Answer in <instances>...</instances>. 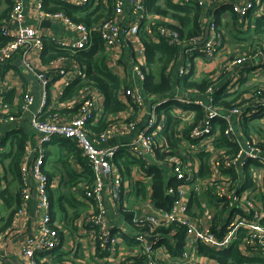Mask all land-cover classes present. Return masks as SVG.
Masks as SVG:
<instances>
[{
	"label": "built area",
	"instance_id": "2783aa9c",
	"mask_svg": "<svg viewBox=\"0 0 264 264\" xmlns=\"http://www.w3.org/2000/svg\"><path fill=\"white\" fill-rule=\"evenodd\" d=\"M56 1L82 7L92 0ZM146 1L112 0L113 17L105 18L97 26L89 28L75 22L64 12L46 11L45 0H12V11L1 26V34L6 43L0 46V71L6 70L15 58H19L23 71L34 76L40 87L39 101L32 92L25 91L18 106L9 99L7 101L9 94L0 87V129L5 125L27 119L29 126L38 135L36 148L26 145L20 167L22 205L11 225L0 231V248H3L13 235L22 233L24 223H21V220L26 216L28 204L35 195L38 218L30 225V232L25 233V236L15 244L12 252L21 257L22 264H52L51 259L59 249L61 253L65 252V256L71 258L78 252L75 247L66 249L69 234L64 232L61 223L57 222L53 214L55 207L50 195L52 183L49 178L48 153L51 145L58 140H71L81 150L85 165L73 158L70 159L74 172L93 175L92 181L82 188V197L87 204L78 203L80 209L86 211L82 215L81 233L89 240L92 249L101 256L103 264H128L123 258L117 257L118 248L124 243L123 237L129 225L134 227L137 240L143 246L142 255H147L144 264H159L156 250L163 249L155 245L164 237L160 231L170 228L174 235V248L177 246L178 233L182 229L184 231V249L180 255L183 264H218L216 260L200 254L199 246L224 252L237 242L243 256L264 261V140L260 142L252 138H242L234 125V118L240 120L260 114L264 117V111L261 110L264 107L262 86H258V95L253 100V105L235 107L226 112L206 106L200 100L192 101L179 97L164 98L148 104L140 88L142 85L130 83L122 89L127 98L125 103L127 111L118 117H111L112 124L96 135L92 133L91 126H94L103 114L104 99L102 94L94 89V85L88 83L86 69L75 61L72 67L63 65L65 61L70 60L67 55L52 59L47 68H40L34 62L35 58H41L48 46L73 55L86 51L93 45L94 32L99 33L105 50L113 52L123 44L124 37L139 38L143 24L154 42H159L160 37H163L170 44H175L179 37L177 31L166 26H159L154 31L153 26L156 23L146 7ZM197 1L200 5L208 2ZM190 2L191 0H179V4L183 5ZM260 2L261 0H237L229 1L227 4L241 19H246L245 17H248ZM127 3L131 5L132 13H136L138 20L124 27L123 16ZM29 5L40 23L45 20L52 21L63 27L64 34L58 35L52 30L28 25ZM202 40L203 37H199L187 44L181 57L183 61L195 53H199L200 59L217 54L216 45L221 41V34L218 33L215 24H211L209 28L204 47L198 49V43ZM144 55L145 50L139 49L132 60L134 72L143 85L147 75L137 59ZM256 60L264 61L262 50L253 56L240 55L232 65L246 64L248 67H254ZM60 64L63 66L60 67ZM178 74L180 77L188 74V69L183 63L179 66ZM53 76L60 78L68 86L76 81L86 82L81 87L86 93L80 100L76 115L70 117L62 113L65 105L57 106L54 102L50 103V89L55 86ZM210 91L211 89L209 93ZM173 102L184 104L186 107L173 108L175 112L172 113L181 119L182 124L176 128L175 138L179 141L178 146L175 150H170L162 140L156 142V139L160 138L161 133L167 128L166 113L160 111L161 107ZM193 105L205 110V119L198 125H194V114L185 115V111H190ZM136 111L140 113L136 115ZM221 121L226 123L224 130L221 128ZM136 128L139 129L131 141L107 145L114 136H126ZM185 130L189 132L186 133ZM222 137L227 139V143H224ZM183 141L185 143L182 147L179 146ZM158 146L161 154L171 151L173 153L166 154L164 160L160 159L156 153ZM124 149L131 158L142 163V166H139L140 171L137 168L136 170L144 180L147 175L141 167L145 170L157 167L167 179H170L166 193L176 198L170 209L158 207L151 189L143 211L132 215L131 224L116 225L109 219V209L104 203L107 181L105 177L110 184L107 194L110 204L118 211L127 213L123 199L126 186L114 165ZM201 157L211 172L205 178L202 177L198 164ZM246 169L253 173L252 184L248 187L244 186L245 178L242 181L240 177L238 178ZM0 186L7 187L1 158ZM192 187L198 195H207L213 199V202L207 198L200 200L202 212L197 218L192 217L190 209L188 191ZM5 223L6 214L0 210V229ZM150 238L155 240L150 242ZM67 259V264H71L70 259ZM0 264L15 263L7 257H0Z\"/></svg>",
	"mask_w": 264,
	"mask_h": 264
},
{
	"label": "crops",
	"instance_id": "0c3cea01",
	"mask_svg": "<svg viewBox=\"0 0 264 264\" xmlns=\"http://www.w3.org/2000/svg\"><path fill=\"white\" fill-rule=\"evenodd\" d=\"M2 1L1 4V10L5 8L4 1ZM107 0H104V3L106 6L109 5V3L106 2ZM234 1V0H220L217 1V3L214 5V9L208 10L202 18L203 26H208V29L210 28V21L215 13L220 12L222 10V22L223 26L220 27V29L217 31L221 32V36H223V42L221 45L220 52H218L217 56H215L212 61L207 65L205 73L209 69H219V74L217 72L216 79H212L215 81L217 85L222 83H227L230 81L229 89H231V84L236 85L232 92H237L238 90L243 93L241 99L246 100V103L244 105L251 106L254 104V101H247V99L250 98L251 94L250 91L254 88H257L258 86L264 85V61L256 60L254 63V67H248L246 64L244 66H237L232 65L229 72L226 74L228 75L230 73V77L227 78L222 75L221 67L222 65L227 61L231 59H235L240 56V53H244L246 56L252 55L253 53H257L256 51H259L258 49L262 48L264 46H261L262 41L264 39H258V37H254L253 39H248L249 35L247 32H249L248 28L254 27V24L256 23L257 19L264 16V1L261 0L260 4L255 7V10L250 13V22L248 18L245 21L239 20L238 26H234L235 22L230 19L231 14V7L228 6L227 2ZM174 4H179V0H172ZM164 0H158L156 5H163ZM212 4V3H211ZM130 4L125 5V11L123 16V25L124 27L135 23L138 20V16L136 13H132ZM150 14L152 15L154 22L157 23H166V24H172L175 25L176 22L169 16H160L152 11H150ZM27 23L28 25H34L37 26L40 29H49L54 31L51 28H42L39 20L36 18V14L33 11V9L28 6V16H27ZM174 21V22H173ZM251 24V25H250ZM250 26V27H249ZM237 29V32H235ZM56 34H64L63 27L60 26L59 31H54ZM233 33L236 36V39L232 36ZM225 36V37H224ZM225 39V40H224ZM264 42V41H263ZM139 49H144L143 43L141 41V38H135L132 37L130 39H127L124 37L123 44L119 47V49H115L113 52H107L106 53V64L124 83V87L130 85V83H134L140 86L142 92L144 93L146 97V102L148 104H151L153 102L160 101L164 98H171V97H179L185 99V94L192 95L193 97H200V92L197 90H192L188 93L185 91H182L180 87L175 88V91L171 94H167L165 97H159V96H153V99L147 97L146 90L144 85L142 84L140 78L137 77V75L134 72L132 60L134 59L136 52ZM261 50V49H260ZM66 55L70 58L69 61H65L63 65H66L67 67H72L75 65L76 61L75 55L66 52ZM182 57V55H181ZM180 57V58H181ZM256 59V58H255ZM217 63H214L216 62ZM34 62L40 66V68H47V64L44 63L41 58H35ZM137 62L142 65V67H146V58L145 55L143 57H139L137 59ZM208 62L203 59H200L199 57L194 58V71H195V77L200 79L204 76V73L200 72L199 75H197V70L200 71L199 63ZM253 63V64H254ZM183 64L188 69V72L190 71V66L192 65L191 58L186 59L184 58ZM217 64L216 67L212 68V65L214 66ZM22 63L19 58H15L9 65V67L4 70L0 71V87H2V90L7 91V94H9L8 99L11 101V103L18 106L20 99L25 91L32 92L37 100L39 101L40 98V91H39V85L36 81V78L34 76L26 74L22 67ZM62 64L59 66L62 67ZM159 64H156L154 68L152 69L154 75H157V70L159 67ZM211 66V67H210ZM147 71H151L148 67H146ZM170 71V68L168 69ZM208 75V74H207ZM239 75V77H237ZM211 77V76H210ZM237 77V78H235ZM55 78V76H53ZM157 78V76H156ZM234 79V80H232ZM217 80V81H216ZM232 81V82H231ZM55 86L50 89V103L54 102L57 106L59 105H65L66 107L61 110L62 113L72 117V115H76L80 100L82 96L86 93L85 90H78L75 94L66 97L67 89L70 87L68 85H65V83L60 78H55ZM94 89L98 90L100 94L102 92L99 90L98 87L94 85ZM122 91V90H121ZM120 91V100L124 103L127 102V98L125 97L123 91ZM239 92V93H240ZM103 96V95H102ZM190 96V97H192ZM189 97V98H190ZM177 106H173L175 108ZM172 108V110H173ZM163 112V110H161ZM145 112V111H143ZM140 112L136 111V115H138ZM142 114V113H141ZM194 114V110L191 109L190 111H185V115H192ZM146 118V116H144ZM236 119L234 118V125L237 127V130L242 138L246 139H254L257 141L262 142L264 140V117L263 115H256L251 119ZM166 123L167 118H166ZM142 124L139 125L141 127ZM25 129L29 135V140L27 141L26 145H30L32 148H36L37 146V133L34 129H32L29 126V122L27 119L20 120L15 124H9L5 125L3 128L0 129V158L4 154H8L12 151V139H13V132L16 130ZM139 128H136L132 131H130L126 136H114L111 138L107 145H111L115 142H129L132 139L135 138L136 132ZM157 140L159 141L160 138L157 137ZM222 140L224 143H227V139L225 137H222ZM179 146L182 147V144L185 143L180 142ZM61 142L60 140L56 141L55 144H52L48 153V169L52 171H56V178L51 181V187H50V195L52 200V203L54 205V216L57 219L58 223H61L62 229L64 232H67L69 234L68 239L66 241V249L75 247L78 249L77 255H75L74 258H71L70 256H66V258H69L71 261V264H103L101 260V256L92 249V246L89 244V240L84 237L81 233L83 230V223H82V215L86 211L83 209H80L79 204L83 203L84 205L87 204V202L82 197V188L85 186V184L89 183L87 181L88 178H82V180H85L84 182H80L77 186L73 187L70 191L68 190L67 181H64L66 169L62 165L61 160L62 156L64 155V151H61L60 149ZM225 147V146H221ZM120 160V159H119ZM125 160L121 156V161ZM128 161V160H127ZM198 164L200 165V173L202 177H207L211 172L208 169V165L205 163V160L203 157L199 159ZM4 166V163H3ZM69 168V171H74ZM137 166L133 165L130 166L129 171L126 169H119L116 168L117 172L121 174L122 179L124 181V185L126 186V194L124 195V203L126 206V212L124 211H118L114 206H112L108 199V192L110 189V184L108 181V178L106 181V190L104 191V194L106 193L104 203L107 206L108 210V217L111 219L112 222L116 225L121 224H131L130 218L133 214H139L143 211L144 203L149 196L150 190L152 189V179L146 177L145 180L142 178V176L137 172L136 170ZM49 171V172H50ZM140 171V170H139ZM253 173L250 169H246L243 173V175H238V178H241V181L243 178L246 179V183L244 184L245 187L251 186ZM67 176V175H66ZM237 175H234L236 177ZM6 177V175H5ZM12 180V177L9 176L7 180L5 179V182L7 186H9V181ZM17 185V184H16ZM189 192V202H190V209L192 210V217H199L200 212H202L201 207V199L207 198L211 202H213V199H211L207 195H198L193 191V187L188 191ZM66 194H70L71 198L74 199V202L77 204V208L75 205L69 206L70 201L67 199ZM74 203V204H75ZM79 203V204H78ZM2 202L0 201V207ZM214 204V203H213ZM4 210V209H3ZM6 214V212H4ZM38 218V209H37V198L35 195L32 196L31 201L28 204L27 208V214L26 216L21 220V223H24L23 231L22 233L18 235H13L5 244L3 248H0V257L4 258L7 257L8 259H11L15 264H22L21 257L18 255L13 254L15 244L22 239L25 236V233L30 232V225L35 222ZM68 226H71L73 228H70ZM124 243L123 245L118 248V257L117 258H123L125 262L128 264H137L138 260L141 258L142 253V245L137 240V235L135 233V229L132 225L128 226V229H126L125 235H124ZM171 245H175L174 241V235L171 233L168 236ZM155 239L150 238V242L154 241ZM163 249V251L156 250V255L158 257L159 264H183V260L181 256H174L170 253L169 248L167 244L159 246ZM58 254L61 253V249L57 250ZM65 255V252L62 253ZM54 256H57L55 253ZM135 261V262H134ZM144 264V263H143Z\"/></svg>",
	"mask_w": 264,
	"mask_h": 264
},
{
	"label": "trees",
	"instance_id": "16d2710c",
	"mask_svg": "<svg viewBox=\"0 0 264 264\" xmlns=\"http://www.w3.org/2000/svg\"><path fill=\"white\" fill-rule=\"evenodd\" d=\"M3 1L5 8L2 10L0 9V46L6 43V39L1 34L2 23L9 18V15L13 8L12 0ZM157 1L158 0H147V9L157 15L171 17L176 22V24L172 25L169 23H157L153 26L154 31H156L159 26H166L171 30L177 31L179 37L176 40L175 44H170L167 39L163 37H160L161 39L159 40V42H154L148 35L145 25H142L139 36L145 50L146 67L151 70L149 72L147 71L146 67H142L143 71L147 75L146 81L144 83L147 94L146 96H149V98L151 99H153V96L165 97L167 96V94H171L172 92H174L177 86L186 93L192 90H197L201 93V98L198 96L193 97L192 95L185 94V99L192 101L200 100L206 106L218 109L220 111L227 112L232 108L243 106L246 103V100L241 99V96L245 92L241 93L239 90L237 92H232V88H234L236 85L232 86L231 84V89H229L230 81L228 82V84L222 83L217 85L209 76H203L200 79L195 77L194 58L200 57L199 53H195L191 56L192 65L190 66V71L188 72V74L184 75L183 77H180L178 74L179 66L183 63V60L180 57L184 52V48L187 46V44L193 39L199 37L204 38V36L209 33L208 26H203L202 18L205 16L204 14L208 10L214 9V5L217 3V0H208V2L204 5H200L197 0H191L189 4L184 5L174 4L172 0H164V4L161 6L156 5ZM209 2H211L212 4L209 5ZM1 4L2 1L0 2V6ZM44 9L46 11L52 12H64L75 22L84 24L89 28L97 26L105 18H112L114 11L112 0H109L108 6L105 5L104 0H92L90 3L82 7H77L63 1L45 0ZM222 15V10L215 13V15L213 14L210 26L211 24H215L217 29L219 30L220 27L223 26ZM229 16L230 19L235 22L234 26L237 27L239 24V20L241 22L245 21L248 18L250 22L251 15L249 14L248 17H245L246 19H241V17L233 12V9L231 7V14ZM248 30V39H253L254 37H258V39L263 38L264 16L257 19L254 27L248 28ZM235 32H237V29ZM218 33L221 34V32L219 31ZM232 36L236 39L234 33ZM221 42H223V36H221V41L216 45V53L220 52L222 45ZM202 47H204V44L202 46L198 45V49ZM255 54L256 53H253L252 55ZM62 55H66V51L56 50L48 46L45 53L42 54L41 59L44 63H48L52 59H56ZM74 59L86 69L88 83H91L98 87L103 95V114L98 122L94 126H91V129L93 131L92 133L98 135L112 124L110 120L111 117H118L119 115L127 111V105L123 103L119 97L120 91L124 88V83L107 66L104 42L98 32H94L93 34L92 47L75 55ZM156 64H159V67H157V78L152 71ZM169 68L170 71H168ZM226 77L229 78L230 73L228 75L226 74ZM84 84H86V82L81 83L80 81H76L75 83H73L67 89L66 97L75 94L76 91L80 90ZM210 89L211 93H209ZM257 92L258 87L252 89L250 91L251 96L249 99H247V101L255 100L257 98L256 95H258ZM7 101H9L8 98ZM173 106L185 108L186 105L173 102L161 107V110L166 113L168 123L166 130L161 133L160 140H162V143L168 145L170 147V150H175L178 146L179 141L177 140V138H175L177 132L176 128L182 124L181 119L172 113ZM191 107V109L194 110V125H198L200 121H203L205 119V110L197 105H193ZM261 110L264 111V107H262ZM245 119L251 118H244V120ZM220 125L222 130H224L226 123L224 121H221ZM185 132L188 133L189 130H185ZM12 134V151L8 154L2 155L1 157L2 163H4L3 171L4 175H6L5 179L7 180V178L11 176L12 180L9 181V186H0V201L2 202L1 206L4 209L3 210L0 207V210L2 212H6V223L0 229V231L5 230L11 225L16 213L22 205L21 190L23 187H21L20 167L25 156V147L27 141L29 140V135L25 129L16 130ZM157 141L158 140L156 139V142ZM60 142V149L61 151H64V155L62 156L63 160H61V162L66 169L63 182L67 181V186H69L68 190L70 191L80 182H84L85 180H82V178L86 177L88 178L87 181L91 182L93 178L92 173L76 174L74 171H69V168L71 167L70 159L72 158L85 165V159L82 156L81 150H79V148L71 140H60ZM156 149L158 157L163 160L166 154L173 153V151H171L170 153L161 154L159 152V146ZM120 155L125 160L121 161V157H117L114 163L116 168H119L121 170L126 169L127 171H129L130 166L136 165L137 170H140L139 166H142V163L136 161V159L131 158L126 149H124V151H122ZM141 170L146 173V177L152 178L153 199L155 201V204L158 207L170 209L174 199L176 198L175 196H169L166 193V186L170 179H167L166 176H164L157 167H152L149 170H145V168L143 169V167H141ZM56 174V171L49 172L50 181L56 178ZM66 197L70 201L69 206L73 207L75 205V207L77 208V204L74 202V199L71 198V195L66 194ZM51 200L53 199L51 198ZM3 221H5V219H3ZM160 232L164 237L155 245V247L167 244L171 254L176 257L180 256L184 249L183 229L180 230L176 237L177 246L175 248L173 245H171L168 238V236L172 232V228L162 229ZM199 252L200 254L205 255L210 259L216 260L218 264H264V261L261 259L246 258L245 256H243L238 249V242L235 243L229 250L224 252H216L206 248L203 245H200ZM56 254L57 256H54L51 259L52 264H67L68 259L64 254H58V252H56ZM146 260L147 255H142L137 264H143L146 262Z\"/></svg>",
	"mask_w": 264,
	"mask_h": 264
},
{
	"label": "rangeland",
	"instance_id": "374dc122",
	"mask_svg": "<svg viewBox=\"0 0 264 264\" xmlns=\"http://www.w3.org/2000/svg\"><path fill=\"white\" fill-rule=\"evenodd\" d=\"M107 3H109V0H107L106 1ZM174 22V21H173ZM262 41V44H261V46H263V44H264V39L263 40H261ZM262 51H263V53H264V46L262 47V48H260ZM260 49H258V50H260ZM257 52V51H256ZM240 55H244V56H246L244 53H240ZM215 56H217V55H214L213 57H210V58H202L203 60H205V61H208V62H203V63H199L198 65H199V68L201 69L200 71H198L197 70V75H199L200 74V72H202V73H204V77L205 76H211L210 78L211 79H216V77H217V75L219 74V69L217 70V69H214L213 67H216L217 66V64H215L214 66L212 65V68L213 69H209L206 73H205V71H206V67H207V65L212 61V59L215 57ZM249 56H253V55H249ZM248 57V56H247ZM236 60V58L235 59H231V60H227L223 65H222V67H221V71H222V75L221 76H223L224 75V77L226 76V73L227 72H229L230 71V69H231V67H232V64H233V62ZM214 63H217V61L216 62H214ZM211 67V66H210ZM217 72H218V74H217ZM208 74V75H207ZM232 80H234V79H232ZM217 81V80H216ZM215 82V81H214ZM232 82V81H231ZM262 87L264 88V85H262ZM172 112H175V110H172ZM68 227H70V228H73V227H71V226H68Z\"/></svg>",
	"mask_w": 264,
	"mask_h": 264
},
{
	"label": "water",
	"instance_id": "95a60500",
	"mask_svg": "<svg viewBox=\"0 0 264 264\" xmlns=\"http://www.w3.org/2000/svg\"><path fill=\"white\" fill-rule=\"evenodd\" d=\"M42 28H51L54 31H59L60 30V26L56 23H53L52 21L49 20H45L42 22L41 24ZM208 39V34H206L203 38V40L201 42L198 43L199 46H202Z\"/></svg>",
	"mask_w": 264,
	"mask_h": 264
}]
</instances>
